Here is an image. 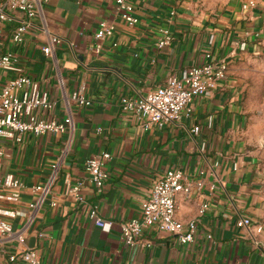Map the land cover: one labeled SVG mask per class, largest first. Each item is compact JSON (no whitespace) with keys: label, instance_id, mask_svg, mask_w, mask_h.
I'll return each mask as SVG.
<instances>
[{"label":"crops","instance_id":"obj_1","mask_svg":"<svg viewBox=\"0 0 264 264\" xmlns=\"http://www.w3.org/2000/svg\"><path fill=\"white\" fill-rule=\"evenodd\" d=\"M197 2L132 0L138 23L130 26L114 14V0H49L22 45L12 43L10 27H0V51H13L19 72L55 103L44 116L73 119L67 133L29 134L21 143L0 138V174L11 173L25 186L17 202L0 204L33 212L31 221L18 215L12 224L24 229L25 244L38 250L42 264H264V233L253 227H264V117L247 98L249 77L264 69V0L254 8L217 13ZM102 19L113 21L115 29L97 41ZM43 27L62 39L52 56L42 51ZM164 28L172 38L160 48L156 42ZM207 53L227 60L226 78L194 98L177 121L144 130L121 109L122 96L137 97L185 76L189 67L206 62ZM17 73L1 74L0 85ZM80 85L91 102L82 108L69 97ZM193 126H199L197 133L190 131ZM66 145L50 194L30 209L37 199L30 187L46 180ZM101 152H109L110 159L97 194L84 160ZM172 167L204 180L200 191L177 197L176 217L196 220L194 240L182 245L171 234L148 228L143 238L150 247L125 246L120 223L140 215L152 181ZM76 181H83V203L66 191L67 182ZM92 206L112 222L108 231L89 217ZM243 216L252 226L236 225ZM14 250L16 243L0 236V264H27L9 260Z\"/></svg>","mask_w":264,"mask_h":264},{"label":"built area","instance_id":"obj_2","mask_svg":"<svg viewBox=\"0 0 264 264\" xmlns=\"http://www.w3.org/2000/svg\"><path fill=\"white\" fill-rule=\"evenodd\" d=\"M48 1L0 0V27L2 25L10 27L13 44L22 45L24 43L27 32L35 26L41 5ZM114 1V14L120 20L130 26L138 23L132 0ZM254 7L256 3L250 1L248 8ZM114 29L113 21L102 19L98 22L94 37L97 41L103 40L112 36ZM42 30L46 36L42 51L46 56H52L62 39L50 33L45 27ZM171 38L169 30L162 29L156 46L161 48L168 45ZM206 58V62L189 67L185 76H173L167 83L156 86L146 94L137 97L122 96L119 100L121 109L130 113L144 130L161 129L177 121L181 111L191 110L194 98L203 95L209 88H215L221 80L226 78L227 60L216 61L210 53L206 54ZM14 71L18 72L17 75L0 85V138L21 143L29 134L41 136L70 132L73 129L72 116L69 114L63 121L54 117H45L44 115L55 107L48 92L42 90L39 84L28 75L19 72L17 56L13 51H0V75ZM69 97L79 108L89 106L91 103L85 96L83 85L76 87ZM190 131L197 133L199 126H193ZM66 149L67 145L46 180L30 187L31 191L37 194V199L28 204L30 209L39 207L50 194ZM109 159V152H101L84 160L88 182L97 194L102 192L108 177L105 163ZM82 186L83 181H76L73 184L67 182V193L79 203L84 202L80 194ZM203 186L204 180L201 177L189 178L182 169L177 167L169 168L157 176L142 201L140 215L120 223L122 243L132 249L138 246L150 247L151 241L143 238L148 228L171 234L182 245L191 243L194 240L197 223L196 220L181 221L176 217L177 197L180 195L189 197L193 190L200 191ZM24 188V183L13 174H0V201L17 202ZM50 204L53 206L56 202L53 200ZM206 208L207 203H202L199 213L203 214ZM18 215H24L28 217V221H31L33 212L26 214L11 206L0 204V236L16 243V250L10 253L8 258L12 262L19 260L27 264H42L38 250L25 244L24 229L17 230L13 227L12 220ZM89 217L102 230L108 231L112 226L110 220H104L97 215L96 206L90 208ZM236 225L239 227L252 226L251 219L247 216L240 217L236 220ZM253 227L256 233H264V227L261 224L257 223Z\"/></svg>","mask_w":264,"mask_h":264},{"label":"rangeland","instance_id":"obj_3","mask_svg":"<svg viewBox=\"0 0 264 264\" xmlns=\"http://www.w3.org/2000/svg\"><path fill=\"white\" fill-rule=\"evenodd\" d=\"M250 1H254L256 4L262 2V0H198L197 4L200 8L217 13L239 9L242 5L249 6ZM248 82L247 98L250 100V108L254 112H262L264 117V69L253 73Z\"/></svg>","mask_w":264,"mask_h":264}]
</instances>
